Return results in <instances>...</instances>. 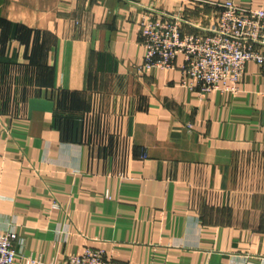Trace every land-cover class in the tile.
<instances>
[{"label":"crops","instance_id":"1","mask_svg":"<svg viewBox=\"0 0 264 264\" xmlns=\"http://www.w3.org/2000/svg\"><path fill=\"white\" fill-rule=\"evenodd\" d=\"M227 1L0 0V230L25 255L264 264V73L200 95L183 56L143 66L145 11Z\"/></svg>","mask_w":264,"mask_h":264},{"label":"built area","instance_id":"2","mask_svg":"<svg viewBox=\"0 0 264 264\" xmlns=\"http://www.w3.org/2000/svg\"><path fill=\"white\" fill-rule=\"evenodd\" d=\"M196 3L204 7V1ZM139 23L145 47L143 66L168 69L183 56L185 83L200 95L238 92L249 62L264 73V9L229 0L217 4L204 20H189L182 12L149 9ZM21 244L15 231L0 230V264H41L39 259L25 255ZM62 264L125 263L109 258L104 250L88 247L82 254L66 256Z\"/></svg>","mask_w":264,"mask_h":264}]
</instances>
